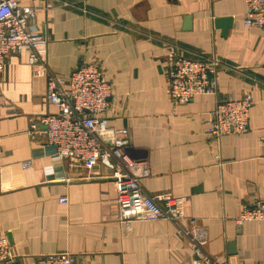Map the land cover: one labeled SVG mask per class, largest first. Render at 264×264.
<instances>
[{
    "label": "crops",
    "instance_id": "obj_1",
    "mask_svg": "<svg viewBox=\"0 0 264 264\" xmlns=\"http://www.w3.org/2000/svg\"><path fill=\"white\" fill-rule=\"evenodd\" d=\"M36 11L51 71L96 63L114 88L111 129L128 131L152 197L185 198L209 256L264 264V222L240 221L264 201V31L244 25V0H21ZM219 62L218 93L171 99L169 55ZM27 54L0 74V234L23 264L69 253L76 264H192L188 219L122 223L109 171L60 158L30 126L49 110L46 80ZM250 96L244 134L210 136L218 102ZM45 129L44 127L40 128ZM66 197L67 204L59 202Z\"/></svg>",
    "mask_w": 264,
    "mask_h": 264
},
{
    "label": "built area",
    "instance_id": "obj_2",
    "mask_svg": "<svg viewBox=\"0 0 264 264\" xmlns=\"http://www.w3.org/2000/svg\"><path fill=\"white\" fill-rule=\"evenodd\" d=\"M245 26L264 31V0H244ZM36 11L22 6L21 0H0V74L10 56L27 54L34 67V75L46 80V99L49 110L31 124L33 134L42 135L54 146L60 158L72 166L92 172L105 168L118 190L119 220L132 222L168 220L177 225L187 220L193 253L192 264H232L230 257L209 256L205 252L208 240L201 233L198 222L185 213V198L152 197L146 194L141 180L149 176L147 162L134 158L126 129H111L106 116L114 88L106 81L103 70L96 63L78 66L67 78L56 76L46 56V38L32 21ZM219 62L215 58L191 59L171 53L167 65L168 89L172 100L191 102L202 94L218 93ZM252 99H226L217 103L210 125V136L221 139L225 135L244 134L249 128ZM45 129L41 130L40 128ZM264 158V141L262 143ZM59 202L67 204L66 197ZM240 221L264 222V201L246 205ZM0 264H23L14 254L5 234H0ZM35 264H76L69 253L41 255Z\"/></svg>",
    "mask_w": 264,
    "mask_h": 264
}]
</instances>
